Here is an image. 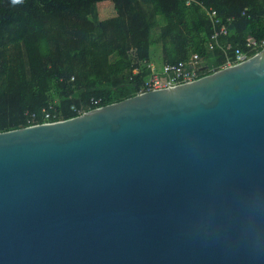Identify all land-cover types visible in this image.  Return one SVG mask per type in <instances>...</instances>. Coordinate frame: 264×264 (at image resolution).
<instances>
[{"label": "water", "instance_id": "water-1", "mask_svg": "<svg viewBox=\"0 0 264 264\" xmlns=\"http://www.w3.org/2000/svg\"><path fill=\"white\" fill-rule=\"evenodd\" d=\"M0 264H264V51L0 132Z\"/></svg>", "mask_w": 264, "mask_h": 264}, {"label": "trees", "instance_id": "trees-1", "mask_svg": "<svg viewBox=\"0 0 264 264\" xmlns=\"http://www.w3.org/2000/svg\"><path fill=\"white\" fill-rule=\"evenodd\" d=\"M100 1L0 0V132L28 126L31 115L42 122L49 104L64 120L72 107L93 109L92 99L104 106L138 94L152 45L161 64L197 54L209 67L248 37L264 40V0H109L117 15L106 19ZM211 10L227 25V51L209 48Z\"/></svg>", "mask_w": 264, "mask_h": 264}, {"label": "built area", "instance_id": "built-area-1", "mask_svg": "<svg viewBox=\"0 0 264 264\" xmlns=\"http://www.w3.org/2000/svg\"><path fill=\"white\" fill-rule=\"evenodd\" d=\"M190 1L191 0H189L188 2ZM208 14L211 18L212 24L215 27V30L211 35L212 41H210L209 43V48L212 49L214 48V46H220V48H223L224 45L220 43L219 38L220 36H224L227 34V25L221 22L214 10L209 11ZM228 49H231L230 44L226 45L222 50L227 51ZM261 51H264V40L257 42L252 37H248L245 41L244 47L234 48L232 55L220 65H211L208 67L205 63V67H198L197 65L201 62L197 54H193L191 58L185 62L182 61L178 63H166L161 64L160 66L155 65L153 62H150L148 65L150 72L142 82L138 93L165 89L193 82L203 76L217 72L220 69L240 64L249 59L252 56V52H255L254 54H256ZM98 103V100L92 99L90 107L94 106L93 109L101 107L98 106ZM52 109V104H49L47 107H44L42 109V122H38L37 117L35 115H31L30 119H28V126L61 121L62 119H58V115L52 112ZM72 111L75 112V116H79L86 112L82 108L76 107H72Z\"/></svg>", "mask_w": 264, "mask_h": 264}, {"label": "rangeland", "instance_id": "rangeland-1", "mask_svg": "<svg viewBox=\"0 0 264 264\" xmlns=\"http://www.w3.org/2000/svg\"><path fill=\"white\" fill-rule=\"evenodd\" d=\"M106 6H110V7H102V5H98V9H101L99 10V17L101 19H106V18H110V17H113V16H116L117 15V10L114 6V4L111 2V1H108V3H105ZM162 18L159 17V20H161ZM150 59L151 61L157 65V66H160L161 65V45L160 44H155V45H152L151 46V49H150Z\"/></svg>", "mask_w": 264, "mask_h": 264}, {"label": "crops", "instance_id": "crops-1", "mask_svg": "<svg viewBox=\"0 0 264 264\" xmlns=\"http://www.w3.org/2000/svg\"><path fill=\"white\" fill-rule=\"evenodd\" d=\"M108 1H109V0H102V1L99 2L98 5H102L101 8H102L103 6L108 8V7H110V6H108V5L106 6V4H105V3H108ZM110 8H111V7H110ZM108 9H109V8H108ZM99 10H101V9H99Z\"/></svg>", "mask_w": 264, "mask_h": 264}, {"label": "clouds", "instance_id": "clouds-1", "mask_svg": "<svg viewBox=\"0 0 264 264\" xmlns=\"http://www.w3.org/2000/svg\"><path fill=\"white\" fill-rule=\"evenodd\" d=\"M12 2H13L14 4H16V3H20L21 0H12Z\"/></svg>", "mask_w": 264, "mask_h": 264}]
</instances>
